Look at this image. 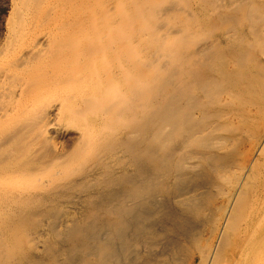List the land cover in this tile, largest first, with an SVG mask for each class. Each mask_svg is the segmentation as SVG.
<instances>
[{
  "label": "bare ground",
  "instance_id": "obj_1",
  "mask_svg": "<svg viewBox=\"0 0 264 264\" xmlns=\"http://www.w3.org/2000/svg\"><path fill=\"white\" fill-rule=\"evenodd\" d=\"M0 264H264V0H10Z\"/></svg>",
  "mask_w": 264,
  "mask_h": 264
},
{
  "label": "rangeland",
  "instance_id": "obj_2",
  "mask_svg": "<svg viewBox=\"0 0 264 264\" xmlns=\"http://www.w3.org/2000/svg\"><path fill=\"white\" fill-rule=\"evenodd\" d=\"M9 9H10V0H0V30L4 26V22L9 13Z\"/></svg>",
  "mask_w": 264,
  "mask_h": 264
}]
</instances>
